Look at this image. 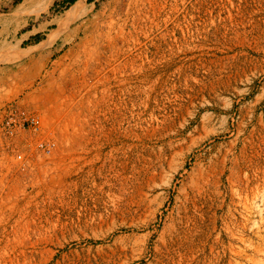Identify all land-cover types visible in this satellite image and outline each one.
Masks as SVG:
<instances>
[{
	"label": "rangeland",
	"instance_id": "rangeland-1",
	"mask_svg": "<svg viewBox=\"0 0 264 264\" xmlns=\"http://www.w3.org/2000/svg\"><path fill=\"white\" fill-rule=\"evenodd\" d=\"M67 1L0 0L54 47L0 135V264H264V0Z\"/></svg>",
	"mask_w": 264,
	"mask_h": 264
},
{
	"label": "crops",
	"instance_id": "crops-1",
	"mask_svg": "<svg viewBox=\"0 0 264 264\" xmlns=\"http://www.w3.org/2000/svg\"><path fill=\"white\" fill-rule=\"evenodd\" d=\"M6 32L0 24V112L7 104L19 109L28 107L30 102L38 101L35 98L38 90H41L38 84L53 57L54 48L53 45L40 48L42 40L37 37L30 43H24L35 34L27 35L26 39L19 41L16 39L17 31ZM24 34H19L18 37Z\"/></svg>",
	"mask_w": 264,
	"mask_h": 264
},
{
	"label": "bare ground",
	"instance_id": "bare-ground-1",
	"mask_svg": "<svg viewBox=\"0 0 264 264\" xmlns=\"http://www.w3.org/2000/svg\"><path fill=\"white\" fill-rule=\"evenodd\" d=\"M79 3L80 2L78 1L77 4H79ZM118 212L119 211H117L116 213H114L113 216L111 217V222H110L111 224L110 225H108L107 219H103V220H101L98 223H89V222L88 223H83L82 226H84L83 228H85V226H87V228L97 227V229L99 230L98 231L99 233L98 234H95L93 236V239L99 240V241H104V240L108 239L114 232L120 230V228H121V226H118L116 224H113L114 223V220H115L114 216H116ZM104 224H107V225H106L105 230H102ZM65 228H66L65 229L66 231H58V230L53 229L51 232L46 233V234H40L37 231H33L31 233H28L23 238V240H25V241L22 242V243H19L20 244V246H19L20 252L22 254H24V255H26V254H33V253H35V250L37 249V247L41 243H44V244L49 245L50 242H48V241H52L53 239L58 238V237H65L66 235L71 234L73 232V230L70 229V226H66ZM72 236H71V238H72ZM78 237L79 236L75 234L72 239H75V238H77V239L88 238L87 235H84L83 237H79V238ZM30 241H34V242H31L30 243ZM108 250H111L110 253L112 255H114V253L116 252V250L113 249V248H110ZM107 255H109V254L107 253ZM102 259H105V258H102ZM94 263L99 264L97 259L94 260Z\"/></svg>",
	"mask_w": 264,
	"mask_h": 264
},
{
	"label": "built area",
	"instance_id": "built-area-1",
	"mask_svg": "<svg viewBox=\"0 0 264 264\" xmlns=\"http://www.w3.org/2000/svg\"><path fill=\"white\" fill-rule=\"evenodd\" d=\"M0 135L11 137L15 132L24 128L37 130L39 128V119L35 114H26L12 104H7L1 109ZM43 147V144H39ZM48 151V150H46ZM21 156L17 155V159Z\"/></svg>",
	"mask_w": 264,
	"mask_h": 264
},
{
	"label": "trees",
	"instance_id": "trees-1",
	"mask_svg": "<svg viewBox=\"0 0 264 264\" xmlns=\"http://www.w3.org/2000/svg\"><path fill=\"white\" fill-rule=\"evenodd\" d=\"M76 0H68L67 3L68 4H73Z\"/></svg>",
	"mask_w": 264,
	"mask_h": 264
}]
</instances>
